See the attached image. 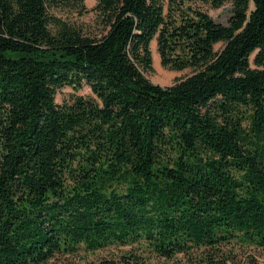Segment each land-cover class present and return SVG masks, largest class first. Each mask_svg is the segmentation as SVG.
<instances>
[{
	"label": "trees",
	"instance_id": "trees-1",
	"mask_svg": "<svg viewBox=\"0 0 264 264\" xmlns=\"http://www.w3.org/2000/svg\"><path fill=\"white\" fill-rule=\"evenodd\" d=\"M95 8L87 30L58 13L85 0H0V264H260L264 0ZM154 39L193 71L153 82Z\"/></svg>",
	"mask_w": 264,
	"mask_h": 264
},
{
	"label": "rangeland",
	"instance_id": "rangeland-1",
	"mask_svg": "<svg viewBox=\"0 0 264 264\" xmlns=\"http://www.w3.org/2000/svg\"><path fill=\"white\" fill-rule=\"evenodd\" d=\"M97 0H85V10L83 13L79 11L65 9L59 10L58 13L63 15V17L68 18L75 24L83 26L87 30H96L100 26L98 23L100 18L98 16V11L96 10ZM211 16H213L217 21L222 23H227L229 17L232 13V4L230 2L225 3L219 8L207 7ZM220 44H217L219 46ZM152 54H153V69L146 72L147 76L155 83L161 85H169L174 83L177 79L189 75L193 68H186L184 70H174L164 66L161 62V57L157 48L156 39L152 41L151 44ZM74 93H82L85 95L91 94V88L89 85H84L80 90H75L71 86H65L58 90L57 101L62 103L64 101H69L72 99ZM110 253L98 251L96 253H89L84 255V261L97 260L101 257L109 255ZM260 257V264H264V255ZM80 260V259H78ZM82 261V263H84ZM189 261L182 255H177V257L172 260H166L163 258L154 257L151 259V264H187Z\"/></svg>",
	"mask_w": 264,
	"mask_h": 264
}]
</instances>
